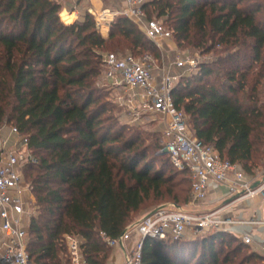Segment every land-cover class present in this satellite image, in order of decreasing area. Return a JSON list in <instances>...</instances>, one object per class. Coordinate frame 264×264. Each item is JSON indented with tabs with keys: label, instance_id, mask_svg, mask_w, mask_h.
Returning a JSON list of instances; mask_svg holds the SVG:
<instances>
[{
	"label": "trees",
	"instance_id": "obj_1",
	"mask_svg": "<svg viewBox=\"0 0 264 264\" xmlns=\"http://www.w3.org/2000/svg\"><path fill=\"white\" fill-rule=\"evenodd\" d=\"M62 8L0 0V130L17 127L40 159L24 169L37 205L28 223L33 263L70 264L65 238L75 235L87 264H108L113 247L103 234L119 238L143 213L189 203L191 176L172 164L162 131L147 143L98 84L110 50L159 57L156 43L125 14L104 36L94 13L65 23ZM143 9L180 47L212 56L178 80L174 103L195 136L254 174L264 159V0H151ZM258 261L241 238L207 230L145 239L141 264Z\"/></svg>",
	"mask_w": 264,
	"mask_h": 264
},
{
	"label": "built area",
	"instance_id": "obj_2",
	"mask_svg": "<svg viewBox=\"0 0 264 264\" xmlns=\"http://www.w3.org/2000/svg\"><path fill=\"white\" fill-rule=\"evenodd\" d=\"M149 1L125 0L127 8L123 12L105 9L96 16L97 25L102 29L110 25L117 15L125 14L162 47L165 40L173 38V33L157 19L147 18L143 5ZM200 61V57L184 58L176 54L171 63L156 74L151 54L147 53L141 58L114 52L104 55V75L109 83L124 86L132 92L128 102H135L134 109L143 107L161 119L164 151L169 153L174 167L190 172L192 188L189 203L202 204L215 184L224 186L232 198L228 204L204 213H193L174 204L158 207L127 228L119 238L103 234L104 240L112 247L129 239L132 232L138 235L125 264H141L144 242L149 237L178 240L189 230L194 233L207 230L228 232L223 226L235 220L222 216L226 207L237 200L264 194V178L256 184L259 173H246L238 163L222 158L212 144L195 136L187 114L174 103L172 91L181 75L172 72L171 68L191 71ZM39 162V157L29 147L28 138L22 136L17 127L12 126L5 138L0 134V264H35L28 250V223L37 205L24 169L27 165H38ZM241 238L246 244L252 243L250 234H244ZM65 240L70 264H87L81 249V238L66 235Z\"/></svg>",
	"mask_w": 264,
	"mask_h": 264
},
{
	"label": "crops",
	"instance_id": "obj_3",
	"mask_svg": "<svg viewBox=\"0 0 264 264\" xmlns=\"http://www.w3.org/2000/svg\"><path fill=\"white\" fill-rule=\"evenodd\" d=\"M59 1L63 5L61 18L65 23H72L77 19H82L85 16L86 12H91V10L97 16L105 9L111 10L112 12H123L127 8V3L125 2V0ZM64 13H66L67 15H71L72 19L65 21L63 19ZM109 26L110 25L103 26L102 29H104V27L106 29V31L102 30L104 36L108 35ZM164 43L167 48H165L166 51H170L171 49L173 53L177 51V49H174L172 47V42L170 39L165 40ZM181 69L183 70V68ZM174 73H178V71L175 70ZM259 180L260 179H258L256 182H258ZM231 200L232 198L228 196L226 188L220 184H215L210 188L207 199L202 204L197 205L202 211L198 213L215 210L225 204H228ZM148 213L149 212L143 213L138 220L142 219ZM221 214L223 217H231L233 218V220H235L234 223L225 224L223 226L228 230V232L236 235L239 238H241L244 234L251 235L252 243L250 244V246L254 250L258 251L263 256L264 260V224L262 223V221L264 220V194L237 200L227 206L226 210ZM186 235H190L189 231H187ZM137 240L138 235L135 232H132L129 239L117 246H114L109 256L108 264H125L126 257L135 246Z\"/></svg>",
	"mask_w": 264,
	"mask_h": 264
},
{
	"label": "rangeland",
	"instance_id": "obj_4",
	"mask_svg": "<svg viewBox=\"0 0 264 264\" xmlns=\"http://www.w3.org/2000/svg\"><path fill=\"white\" fill-rule=\"evenodd\" d=\"M71 19H72V16H71ZM161 20L163 21V18ZM101 30H103V29H101ZM170 40L172 42V47L174 49H177V51H175L174 53H173L172 49L170 51H166L167 48H166L164 42L162 43V47L161 46L159 47L156 44L157 47L159 48V51H160L159 57H156L155 53L151 52V55L153 57V65L157 71L156 74H159V72L163 68H165L167 65H169V63H171V61L173 60V58L176 54H179V55L183 56L184 58L200 57L201 61L209 59V57H212L211 55L209 56V55L200 54V52L197 49H195L191 46L180 47L177 44L175 38H172ZM109 52L116 53L117 51L110 50ZM126 53L133 54V55L137 54V53L130 51V50H127ZM119 55H122V54L119 53ZM135 56H137L138 58L142 57L141 55H135ZM178 69L179 68H171V71L174 72L175 70H177L178 74H180L181 77L188 75L192 71V70L191 71L187 70L186 68H183V70L182 69L178 70ZM98 84H99V87L101 88V90L103 92V95L105 94L104 96H105L106 100H108L110 103V109L112 110L113 114L118 117V119L120 120L121 123L135 126V127L139 128L141 131H143V133L148 138L147 143L151 142V140L154 139V137H158L157 132H160L162 129L161 128V126H162L161 119L157 115L153 114L151 111H149L148 109H145L143 107H141L139 109H134V107L136 105L135 102H134V104H130L128 102V99L131 98V96H132V92L127 91V89H125L124 86H113L112 84H110L109 81L106 79L104 72L100 75V77L98 79ZM137 105H139V102L137 103ZM11 128H12L11 125H5L4 127H2V130L0 133L1 137L2 138L7 137V135L10 134ZM160 135L161 134L159 133V136ZM263 162H264V159L262 162H260V164L258 166H256L254 168L255 169L254 174L259 173V179L260 180H263V177H264V173H263L264 167L262 166ZM26 180H27V178H26ZM259 195H262V194H259ZM255 196H257V195H255ZM179 208L193 212V213L202 212L201 209L197 205L190 204V203L181 204L179 206ZM189 234L193 235L194 232L189 230ZM261 263L262 262H259V261L257 262V264H261Z\"/></svg>",
	"mask_w": 264,
	"mask_h": 264
},
{
	"label": "water",
	"instance_id": "obj_5",
	"mask_svg": "<svg viewBox=\"0 0 264 264\" xmlns=\"http://www.w3.org/2000/svg\"><path fill=\"white\" fill-rule=\"evenodd\" d=\"M92 13H94L92 10H91ZM95 14V13H94ZM259 182H257L256 184H258Z\"/></svg>",
	"mask_w": 264,
	"mask_h": 264
},
{
	"label": "bare ground",
	"instance_id": "obj_6",
	"mask_svg": "<svg viewBox=\"0 0 264 264\" xmlns=\"http://www.w3.org/2000/svg\"><path fill=\"white\" fill-rule=\"evenodd\" d=\"M104 31H106V29H105V27H104V29H103Z\"/></svg>",
	"mask_w": 264,
	"mask_h": 264
}]
</instances>
